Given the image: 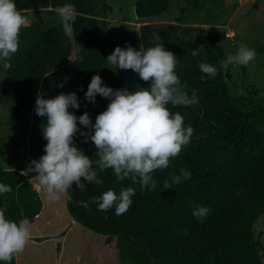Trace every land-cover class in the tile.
Here are the masks:
<instances>
[{
	"label": "trees",
	"instance_id": "obj_1",
	"mask_svg": "<svg viewBox=\"0 0 264 264\" xmlns=\"http://www.w3.org/2000/svg\"><path fill=\"white\" fill-rule=\"evenodd\" d=\"M174 1L136 0L135 16L139 20L158 18ZM181 1L184 7L179 11L173 38L166 50L172 52L178 43L191 42L201 47L205 63L216 66L227 56L212 29H201L186 38L178 34L183 17L190 10L200 9L203 0ZM98 5L102 36L112 53L116 47L106 20L110 7L106 0H98ZM72 50L73 40L65 34L61 20L35 21L22 27L18 51L6 58L5 77L14 85L35 88L47 73L69 62ZM231 70L229 65L215 78L198 79L179 72L176 66L181 84L187 85L184 91L188 97L198 98L201 125H214L221 132L190 139L168 168L152 173L156 181L154 190H142L131 179L117 181L112 169L104 172L97 169L102 185L84 182L83 189L73 185L69 189L71 199L65 196L71 219L104 236L106 245L117 239L136 264H263L264 248L254 237L253 225L264 215V100L257 90H251L247 95L228 98V108L218 110L208 105L202 92L205 87L230 81ZM122 71L116 68L109 87L115 90L123 84ZM219 102L225 104L222 98ZM0 103L12 105L1 93ZM13 108L20 112L16 106ZM92 146L84 153L95 160ZM27 167H0V183L12 188L10 193L0 194V207L7 203L6 216L17 222L35 218L42 208L41 199L29 182L34 173L27 172ZM181 168L190 171L191 177L187 180L181 177L179 184L165 189L164 181L171 182L172 176L180 175ZM126 187L134 188L136 194L122 215H116L114 208L98 211L97 205L90 203L91 198L108 189L118 194ZM79 201L89 202L90 210L80 206ZM198 206L209 209L202 220L193 215ZM108 254L116 259L112 252ZM11 264H16L15 257Z\"/></svg>",
	"mask_w": 264,
	"mask_h": 264
},
{
	"label": "rangeland",
	"instance_id": "obj_2",
	"mask_svg": "<svg viewBox=\"0 0 264 264\" xmlns=\"http://www.w3.org/2000/svg\"><path fill=\"white\" fill-rule=\"evenodd\" d=\"M135 1L106 0L110 7L106 20L113 45L121 48L130 45L136 50H140V47L147 49L156 43L166 47L173 38L179 11L184 3L176 0L160 17L139 20L134 13ZM42 2H49L51 10L46 8L42 14L35 13L34 16H37L34 21L45 18L61 20L55 9L66 3L74 5L78 15L71 27L76 54L75 59L66 67L50 71L49 77L40 81L35 88L48 86V90L45 89L39 94L46 99L61 93L75 92L80 108H70L69 111L77 116L88 112L94 123L95 117L106 109L108 102L97 95L96 101H100L97 104L95 101L93 105L85 100L84 94L92 76L100 75L104 84L109 86L117 68L106 60L111 53L102 36V16L98 0H16V5ZM201 29L213 30L226 56L235 54L241 43L256 50L255 59L247 66L232 65L230 81L225 80L202 90L208 105L214 109L225 110L229 106L228 98L247 95L251 90H257L259 97L264 100V0H203L200 9L190 10L183 17L178 34L186 38L196 35ZM155 36L160 39L155 40ZM192 50H198L199 54L193 56ZM200 51V46L194 43H178L172 51L178 60V71L198 79L202 76L204 79L210 78L200 71L199 64L204 62ZM222 61L215 66L217 75L225 72ZM6 67V58L0 57V93L12 103H0V167L12 169L25 167L32 159H39L44 154L47 141L43 139L41 130L45 118L38 117L35 113L38 96L36 89L10 83L5 77ZM122 72L124 82L118 89L136 90L149 87L133 71ZM191 97L193 96L189 98ZM220 98L225 100V104L219 102ZM168 107L184 117L185 127L190 125L193 128L190 139L221 132L214 125H201V110L197 104L177 107L169 104ZM80 131L87 132L88 129L80 126ZM75 143L83 152L93 144L91 141L85 143L84 137L79 133ZM96 151L93 145L92 152ZM29 182L37 191L42 208L38 216L28 219L32 225L31 237L24 252L15 256L16 264H136L117 239L106 245L104 236L73 221L66 210L65 196L57 201H50L34 179ZM253 233L260 247L264 248V215L253 225ZM118 246L123 252L121 257ZM108 252H112L116 259H111ZM262 263L264 264V258Z\"/></svg>",
	"mask_w": 264,
	"mask_h": 264
},
{
	"label": "clouds",
	"instance_id": "obj_3",
	"mask_svg": "<svg viewBox=\"0 0 264 264\" xmlns=\"http://www.w3.org/2000/svg\"><path fill=\"white\" fill-rule=\"evenodd\" d=\"M55 11L63 23L65 34L71 39V24L78 15L74 5L66 3ZM28 23L27 16L17 8L15 0H0V57L10 58L18 51L21 29ZM154 39L159 40L160 37L155 36ZM198 54V50H192L193 56ZM255 57L256 50L241 43L235 54H229L221 65L224 68L229 65L247 66ZM106 60L118 69L133 71L149 87L114 90L104 84L100 75L92 76L84 94L85 100L94 105L99 95L109 101L106 109L95 117L94 123L88 112L77 116L69 111L70 108H80L75 92L61 93L48 99L37 96L35 113L45 118L41 130L47 143L44 154L38 160L30 161L27 172L34 173L33 179L50 201H57L62 196L70 200L69 189L73 185L78 189L85 187L84 182L102 185L97 169L99 172L112 169L117 181L131 179L142 190H154L156 181L152 173L168 168L170 161L180 155L193 135V128L190 125L185 127L184 117L168 107L169 104L177 107L199 102L197 97L189 98L184 91L187 85L181 84L175 72L178 60L174 53L160 43L147 49L140 47V50L130 45L124 48L117 46ZM199 68L210 78H215L218 72L215 66L205 62H201ZM80 126L88 131L81 132ZM77 133L84 137L85 143L91 141L95 145V160L76 145ZM181 177L187 180L191 172L181 168L180 175L172 176L171 182L164 181V188L171 189L173 184H179ZM11 191L10 185L0 183V194ZM135 194L132 187L121 188L118 194L108 189L91 198L90 203L96 204L101 212L114 208L119 216L130 208L131 197ZM78 203L89 209V202ZM7 207V203L0 207V262L3 264H11L15 256L24 252L32 228L27 218L19 222L9 219ZM208 212V207L198 206L193 215L202 220Z\"/></svg>",
	"mask_w": 264,
	"mask_h": 264
},
{
	"label": "crops",
	"instance_id": "obj_4",
	"mask_svg": "<svg viewBox=\"0 0 264 264\" xmlns=\"http://www.w3.org/2000/svg\"><path fill=\"white\" fill-rule=\"evenodd\" d=\"M15 3H16V0H15ZM18 9L22 10L24 12V14L27 16L28 18V25L35 22V17L39 14H42L44 10H51V7L49 5V2L48 3H45V2H42L41 4H38V3H28V4H22V6H17ZM47 8V9H46ZM40 12V13H39ZM35 13H38L37 15L34 16ZM41 20V19H40ZM142 27H146V26H142ZM73 35H72V39H73ZM82 46V45H81ZM79 48H80V45H79ZM201 48V47H200ZM77 50V49H76ZM174 50V49H173ZM75 54H76V51L74 49V43H73V50H72V54H71V57L69 58V62L70 61H73L75 59ZM69 62L63 66L62 68L66 67ZM58 70V69H57ZM47 77H49V74L47 73L40 81H44V79H46ZM39 81V82H40ZM38 82V83H39ZM53 83V81H52ZM53 85V84H52ZM51 85V86H52ZM40 86V85H38ZM48 87V86H47ZM47 87H38L35 91H36V94H41L45 89H47ZM43 88V90L41 91V89ZM49 89V88H48ZM47 89V90H48ZM38 216V215H37ZM34 219V218H33Z\"/></svg>",
	"mask_w": 264,
	"mask_h": 264
}]
</instances>
